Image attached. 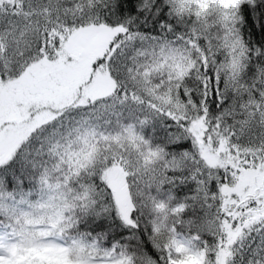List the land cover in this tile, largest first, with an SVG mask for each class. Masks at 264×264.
I'll return each mask as SVG.
<instances>
[{"label":"snow or ice","instance_id":"1","mask_svg":"<svg viewBox=\"0 0 264 264\" xmlns=\"http://www.w3.org/2000/svg\"><path fill=\"white\" fill-rule=\"evenodd\" d=\"M0 264H264V0H0Z\"/></svg>","mask_w":264,"mask_h":264}]
</instances>
